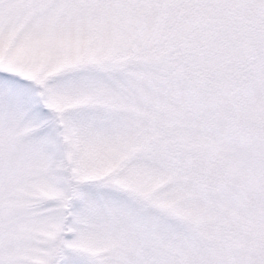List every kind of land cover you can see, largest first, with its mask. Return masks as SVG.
<instances>
[{
	"label": "snow or ice",
	"instance_id": "obj_1",
	"mask_svg": "<svg viewBox=\"0 0 264 264\" xmlns=\"http://www.w3.org/2000/svg\"><path fill=\"white\" fill-rule=\"evenodd\" d=\"M0 264H264V0H0Z\"/></svg>",
	"mask_w": 264,
	"mask_h": 264
}]
</instances>
